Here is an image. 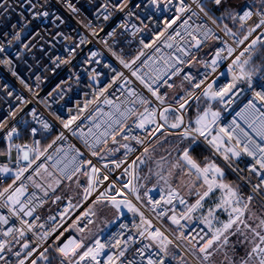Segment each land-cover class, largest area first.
<instances>
[{
	"label": "snow or ice",
	"instance_id": "obj_1",
	"mask_svg": "<svg viewBox=\"0 0 264 264\" xmlns=\"http://www.w3.org/2000/svg\"><path fill=\"white\" fill-rule=\"evenodd\" d=\"M19 7H26L31 18L25 17L23 11L19 13V30H16L17 24H12L14 31L2 33L3 38H11L7 43L0 42V54L7 57L8 49L14 44L19 45L18 58L24 52L38 49L48 58L51 71L66 67L69 80L74 78L77 85L82 74L86 75V86L91 91L83 93L86 97L83 103L78 101L75 109H68L67 119L57 116L64 129L72 131L83 141L86 153L75 149L71 159L65 153L54 160L52 171L46 162L53 161V156L47 152L57 140L64 139L63 132L42 149L41 141L35 139L39 130L30 127L32 144L15 143L22 130L29 128L28 121L23 117L17 119V116L25 111L30 101L18 94L15 100L19 104L15 107L9 104L7 115L0 120V161H4L0 162V183L11 181L0 189V264H54V261L58 264H189L187 257L193 264H214L213 258L217 254L223 255L221 264H264V0H243L242 3L236 0H138L136 3L133 0H102L94 13L97 19L101 16L104 21L117 16H123L124 21L135 18L142 27L132 24L133 34L145 31L151 34L150 42L140 40L143 49L154 48L159 53L161 47L157 45L161 44L173 50L159 57L150 56L137 67L134 65L145 55L144 51L130 61L112 52L154 100L133 88L125 89L131 81L110 64H102L98 59L99 52L91 51L77 68L74 61L82 46L89 43L82 35L76 40L57 30L48 33L45 40L42 33L36 31L25 42V34L33 21L51 20L57 29L65 21L52 11V0H21ZM65 7L73 14L80 11L71 0ZM10 9L15 10L9 0H0V17L11 19L8 15ZM193 17L210 22L219 32L206 23L192 28L189 21ZM177 21L181 23L173 29ZM226 21H231L233 26L238 25V28L234 31ZM150 24L157 27L153 29ZM85 27L91 29L92 36L98 35L91 21ZM117 27L125 31L129 29L127 22H121ZM169 29L173 31L166 36ZM219 33L231 39L232 43L229 44ZM116 34L114 28L107 36ZM37 38L39 41L34 43ZM209 40L216 41L217 46L211 59L204 60L198 53ZM60 41H71L64 46V55H49L45 44L54 48ZM103 43L112 50L107 40ZM225 61H228L226 71L230 80L220 83L225 72L220 71L217 75V70ZM0 64L11 68L13 61L0 59ZM197 64L210 71L197 74L185 71V67L191 69ZM98 68H107L113 73L108 82L102 79L105 73ZM142 68L148 71L142 72ZM12 75L16 76V71L13 70ZM174 77L180 78L179 85ZM35 80L39 88L41 76L35 75ZM118 81L123 82L118 84ZM20 82L32 91L23 79ZM114 85H117L115 91L109 92ZM57 87V95L63 98L65 89ZM177 87L184 92L183 95L169 97L167 92H161L162 88ZM3 90L8 97L14 94L7 84ZM124 90L127 91L125 100L114 103L110 97L115 96L116 91ZM195 90H199V94ZM249 91L252 98L237 116L250 131L235 119L227 127L219 126L220 113L213 111L211 105L199 111L194 120L185 121V114L193 103L199 107L201 97L207 101L231 104L234 98ZM103 105L109 106L111 111L104 112ZM138 105L143 107V111L138 110ZM89 112L92 114L85 117ZM28 115L37 120L43 130L48 131L52 127L47 121L39 120L35 109ZM101 115L107 119L97 122L96 117ZM82 117L91 122L87 133L72 128ZM9 120L13 122L11 126ZM133 129H139L145 135H133ZM169 136L178 137V140L170 142ZM133 141L142 147V151L129 162L138 150L132 145ZM165 143H173V147L167 150L166 155L155 158L156 146L163 147ZM202 145L211 154L201 158L196 153ZM41 157L45 162L37 164ZM13 163L15 166L10 167ZM144 167L148 172L141 176ZM25 173L29 174L25 176ZM153 177L156 183L141 194L140 190L145 185L140 181H150ZM27 182L39 189L43 197L35 191L29 193ZM72 184L81 190V200L90 203L87 210L69 225L80 235L61 240L69 228L61 224L59 228L63 231L58 227L49 229L46 224L37 223L40 216L35 213L45 202L44 197L52 194L55 196L52 203H56L62 199L55 195L57 190L62 185L71 187ZM245 189L248 190L247 195ZM184 190L186 195L196 197L193 202L182 194ZM153 192H158V199L152 195ZM129 196H134L139 206ZM256 201L259 202L258 207L254 206ZM72 207L74 205L69 199L63 212L58 213L60 219ZM142 208L154 214L156 221L167 220L174 225L175 234L170 238L167 230L156 226ZM112 210L117 220L126 219L125 210L132 213L135 232L127 223H120L116 232L102 238L101 234L115 220L105 222L103 227L93 232L90 226L96 225L106 211ZM220 214H226L227 219L221 220ZM137 216L139 223L135 222ZM47 220L55 223L57 216H49ZM193 221L204 227H192ZM38 229L44 230L39 232ZM57 232L59 234L55 235ZM30 233L36 241L32 240ZM53 236L54 239L48 243ZM38 242L47 243V246L40 250L41 243ZM133 245L141 246L133 248ZM241 248L245 254L237 260L236 253ZM129 253L131 259L128 258Z\"/></svg>",
	"mask_w": 264,
	"mask_h": 264
},
{
	"label": "built area",
	"instance_id": "obj_2",
	"mask_svg": "<svg viewBox=\"0 0 264 264\" xmlns=\"http://www.w3.org/2000/svg\"><path fill=\"white\" fill-rule=\"evenodd\" d=\"M68 2V0H52L53 8L52 11H54L57 15H60L63 17L65 23L63 25H60V28L57 29L54 24H52L51 20L43 21V20H35L32 22L31 25H29L28 31L25 34V42L28 41V39L31 37V35L39 31L44 36L45 40L48 39V33L55 32L57 30H60L64 32L65 34H69L72 36L73 39L78 40L79 36H84L89 43L82 46V49L80 51V54L77 56L76 60L74 61V64L77 65V68H79V62L84 60L88 54L91 51H96L100 53V56L98 59H101L102 64L108 63L118 72H122L124 76H126L130 81L131 84H128L125 86V89L127 88H133L137 92L141 93L144 96L149 97L150 99L154 100V97H151V94L147 92V89L143 87L142 84L138 80H136L135 77H133L128 69H125L123 65L120 64V62L116 59V56L112 54V52H115L117 55H120L123 59L126 61H130L135 56L139 54L140 51H144L145 55L140 58L139 61H137V64L134 65V67L140 66L142 62L150 56L159 57L162 54L166 55L170 52H172V49H168L163 47L161 44H158L157 46L161 47V52L156 53L154 51V48L149 49H143V46L140 44V40L144 39L145 42H150V33L145 32H136L135 35L133 34V30L131 28L132 24H136L138 27H142L140 25L139 21L135 18H131L127 21H124L123 16H117L109 21H104L103 17L101 16L99 19L94 15L96 11V7L102 3V0H71V3H73L77 8L80 9L79 13L73 14L71 13L66 7L65 4ZM138 2V0H133V3ZM146 2V0H145ZM9 3L13 5L14 11L12 9L9 10L8 15L11 16V19H6L5 17H0V42L7 43L8 38H3L2 33L4 31H7L11 33L14 31L11 28L12 24H17L20 21L19 13L21 11L24 12L25 17L31 18L29 16V13L27 11V8H20L19 4L21 3V0H9ZM195 7V6H193ZM139 11V10H138ZM171 15V13H169ZM187 15V14H186ZM186 18V17H185ZM89 21L92 22V27L96 29L98 32L97 36L91 35V29L85 27L89 23ZM121 22H127L129 25V29L125 31L122 28H118L117 25ZM181 21H177L176 25H173V29L179 26ZM206 23L207 26L213 27L214 31L219 32L218 29L214 25H211L210 22L197 19L196 17H193L192 20L189 21V24L192 28H195L198 24ZM150 27L155 29L157 26L154 24H150ZM222 27V26H221ZM103 28V31H100V29ZM116 29V35L114 37L107 36V33L112 31V29ZM173 29H169V33L171 34ZM16 30H19V25ZM223 37V33H219ZM224 39L228 40V43L231 44V39L227 37H223ZM163 39V38H162ZM190 40L191 38L188 37ZM251 39V38H250ZM103 40L108 41V45L111 46V51L109 50V47L105 46L103 43ZM39 41V38L37 40H34L33 42L36 43ZM211 42V43H209ZM71 41H60L56 43V46L54 48L50 47L49 45L45 44V47L49 49V55L55 57L56 55H64L63 49L66 44H70ZM207 46L204 50L200 51L198 55L201 59L204 60H210L212 54L214 53V49L217 46V42L213 40H209L206 45ZM19 45H15L8 49V56L5 57L3 54H0V59H11L13 61V64L11 68L8 65L0 64V120H2L8 113L9 110V104H11L13 107L17 106L19 104V101L15 100V95H20L24 97L26 100H29L30 103L25 107V111L23 113H20L17 116V119H20L23 117L28 121L29 128L28 130H22L21 137L19 139L15 140V143L17 144H32L33 137L30 135V127H36L39 132L37 137L35 139H39L41 141V148L46 147L48 144L52 143L53 140L56 139V136L59 135L61 132L64 134L63 140H57L55 144L52 145L51 148L48 149L47 155L53 156V161H47L46 164L49 167V170L52 171L51 165L54 162L55 159L63 157L65 153H67V158L71 159L73 155H75V149H79L81 152L86 153V149L84 147L83 141L79 138L78 135H73L72 131L68 129H64L61 120L57 119V116H59L61 119H67L69 116L68 109L72 108L75 109L77 102L83 103V101L86 99L84 96L85 91H91L89 88H87V76L82 74L81 82L79 85L76 84L75 79L69 80V73L67 71V68L62 66L61 69L57 70L56 72L51 71V66L49 64L48 58L43 56L38 49H33L31 53L24 52L22 56L19 58L17 57V49ZM195 52L196 49H193ZM207 53V55H205ZM151 63V61H149ZM227 63L228 61H225L224 64L221 65V67L217 70V75L220 71L225 72V76L220 77L219 82L220 83H227L228 80H230V76L227 75ZM86 67H97L96 65H86ZM47 69V70H45ZM16 71L17 75L13 76L12 71ZM98 70L105 73V76L102 77V79L105 80V82H108L113 75L111 71L107 68H98ZM191 71L193 74L197 73H203L206 71H210V69H205L203 65L197 64L193 66L191 69L188 67H185V71ZM142 72L148 71L147 68H142ZM35 75H40L41 80L39 82L40 86L39 88L36 87L37 81L35 80ZM183 75V74H181ZM23 79L25 83L28 84L29 88L32 89L30 92L28 88H25L24 84L20 82V80ZM177 85L180 84V78H173ZM123 81H118L119 83H122ZM170 83L172 81H169ZM7 84L8 89L14 90V94L12 97H8L6 94V90H3V86ZM185 85H187V82H185ZM65 89L63 93V98L61 96L57 95L58 87ZM117 85H114L112 89H109V92L115 91ZM189 90H191L189 88ZM197 94H199V90H195ZM161 92H167L169 97H171L173 94H179L183 95L184 92L179 88L175 89H166L162 88ZM35 94V95H34ZM127 96V91L124 90L116 91L115 96H111L110 98L113 99L114 103H121V101H124ZM252 98V93L245 92L243 94H240L238 97L234 98L233 102L231 104H221L218 101H207L206 104L198 108L195 103H193L192 106H195L197 109V112L195 116L192 118L194 120L198 114L199 111H202L205 107H208L209 105L212 106L213 111H218L220 113V119H219V126L221 127H227L231 124V122L235 119L238 124H240L241 127L247 129V125L244 123V121L237 116V113H239L247 104L248 100ZM202 99V97H201ZM200 102V101H199ZM103 111L109 112L111 111V108L107 105H103ZM139 111H143V107L137 106ZM35 109L36 116L39 118V120L47 121L52 127L50 130L45 131L42 129L40 123L37 120H33L31 115H28V113ZM89 114H92L91 112L85 113V117ZM85 117H82L80 121H77L75 125L72 126L73 129H75L77 132L83 131L85 133L88 132L89 127H91V122L85 119ZM102 119H107V117L104 116H97L96 120L99 122ZM185 121L187 122V114H185ZM13 122L9 120V126H11ZM131 123V120L129 121ZM79 126V127H78ZM133 135H139L143 137L145 135L144 132H142L139 129H133ZM132 145L136 147L138 150L137 152L132 155L129 158V162L131 159H134L136 155H139L142 151V147L140 145H136L135 142H132ZM2 146V145H0ZM208 152V155H210V151L202 145ZM57 149H61L62 151L57 153ZM123 151V150H121ZM15 154V153H14ZM119 155V154H118ZM94 159V158H93ZM4 162V161H0ZM45 162L44 158L41 157L40 161H37V164ZM95 162V161H94ZM10 167H14V163L9 165ZM243 167V164L240 165ZM33 168H35V165H33ZM32 170L30 169L29 172ZM29 173H25V176H27ZM116 174H119L117 172ZM23 179V178H22ZM8 183H11L10 180H7L3 183H0V189L3 187H6ZM19 183V182H17ZM29 184L28 191L29 193L35 191L38 196L43 197V193L40 192L39 189H35L32 187L31 182H27ZM68 184L69 182H65ZM153 186H149L151 188ZM62 190L60 193L55 195H60L62 199L56 203H52V200L55 198L54 195L50 194L49 197H44V203L37 208L35 215L40 216V220L37 222L39 224H46L47 228L52 227H58L59 225L63 224L64 228H69L67 232H64V236L61 237V240L66 239L68 236H78V232H76L74 229L70 228L69 225L72 224V222L76 219L77 216H79L83 211L87 210V207L90 202H83L81 200V197L79 193L81 192L80 189L76 188L74 184L71 185V187H66L65 185L61 186ZM145 189L144 191H146ZM245 194H248V190H244ZM152 195L155 198H159L158 192H153ZM195 196H186V199L189 200V202H193L195 200ZM69 199L71 200V203L74 205V207L69 208L67 214H65L63 219H60L58 216V213H62L64 208L68 205ZM129 199L133 201V203H136L139 206V202L135 200L134 196H129ZM259 205V202H254ZM47 208V210H46ZM48 208H52L51 211H49ZM142 211L145 212V215L149 218L153 219V223L161 227L162 230H167L166 234H169L170 238L172 235L175 234V226L171 225L167 220H164L163 222H158L154 219V214H152L150 211H148L147 208H142ZM49 216H57V220L55 223L48 221L47 218ZM125 218H121L119 220H115L114 224H111L110 227L105 231V233L101 234V237L103 238L110 232H116L118 230L120 223H127L129 225V229L132 232H135V229L132 228V222H133V215L132 213L125 212ZM135 222L139 223V217H135ZM199 225V227H204V225L199 224L198 221H193L192 227H196ZM44 229H38L37 231L42 232ZM59 231H63V228H59ZM59 232H57L55 235H58ZM127 234V233H126ZM29 236L32 238L33 241H36V237L32 236L30 233ZM54 239L53 237L49 238L48 243L51 242V240ZM137 239H140L137 237ZM41 243V248L47 246V243L44 242H38ZM144 243H148V241H144ZM141 245H133V248L139 247ZM128 258L131 259V253L128 254ZM14 260V258H13ZM54 264H58V261H54Z\"/></svg>",
	"mask_w": 264,
	"mask_h": 264
},
{
	"label": "rangeland",
	"instance_id": "obj_3",
	"mask_svg": "<svg viewBox=\"0 0 264 264\" xmlns=\"http://www.w3.org/2000/svg\"><path fill=\"white\" fill-rule=\"evenodd\" d=\"M236 2H237V3H242L243 0H236ZM249 2H250V0H249ZM226 22H227V21H226ZM227 23H228V22H227ZM209 43H211V42H209ZM206 47H207V46H203V47L201 48V51L204 50ZM202 98H203V97H202ZM196 112H197V109H196ZM196 112H195V113H196ZM162 155H164V154H162ZM159 156H161V155H156L155 158L158 159ZM230 178H231V177H230ZM140 183L143 184V179L140 181ZM155 183H156V179H155V177H153L152 180H151V182H150L149 184L145 185L144 188H141V190H140V191H141V194H143V192H144L145 189L149 188V186H153ZM61 190H62V188H61V189H58L57 192H56L55 194L60 193ZM182 194H185V195H186V190H184V191L182 192ZM186 196H188V195H186ZM254 206L258 207L259 205L256 204V203H254ZM206 207H207V205H206ZM48 209H49V211L52 210V208H48ZM46 210H47V208H46ZM125 212H126V210H125ZM219 218H220L221 220H226V219H227V216H226V214H220V217H219ZM93 219H96V218L94 217ZM109 220H116V214L114 213V210H112V211H106L105 215L101 216L100 219H98V220L96 221V225H94V226H90V227H92L93 232H96L98 228L103 227V226H104V223L107 222V221H109ZM110 225H111V224H110ZM110 225L108 226V228L110 227ZM108 228H107V229H108ZM107 229H106V230H107ZM106 230H105V231H106ZM79 235H80V234L78 233V236H79ZM233 240H235V237H233ZM244 254H245L244 249H243V248L239 249V250L237 251V253H236V258H237V260H239L240 257H243ZM187 259L189 260V264H193V262H192V260H191L190 257H187ZM222 260H223V255H222V254H217V255L214 256V258H213V262H214V264H221V261H222Z\"/></svg>",
	"mask_w": 264,
	"mask_h": 264
},
{
	"label": "trees",
	"instance_id": "obj_4",
	"mask_svg": "<svg viewBox=\"0 0 264 264\" xmlns=\"http://www.w3.org/2000/svg\"><path fill=\"white\" fill-rule=\"evenodd\" d=\"M227 22H228V24H229L230 27H233V30L234 31L236 30V28H238V25L233 26V24H232L231 21H227ZM262 55H264V53H262ZM257 63H259V61H257ZM205 104H206V100H205V98H202L200 100V102H199V107L198 108L203 107ZM195 112H196V108H195V106H192V108L189 109L188 112L186 113L187 114V119L188 120L189 119H192L195 116V114H196ZM167 139L170 142H175V141L178 140V137L169 136ZM172 147H173V143H165L163 145V147H160L159 145H157L156 146V152L154 153V156H156V155H162V154L166 155L167 154V150H170ZM173 155H175V153H173ZM196 155L202 158L203 156H207L208 155V152H207V150L203 146H201L199 149H197ZM147 172H148V168L147 167H144L143 168V171L141 172V176L147 174ZM151 180L150 181H144L143 180V184L144 185H147V184H149L151 182Z\"/></svg>",
	"mask_w": 264,
	"mask_h": 264
}]
</instances>
